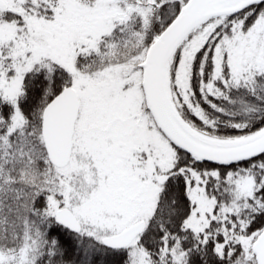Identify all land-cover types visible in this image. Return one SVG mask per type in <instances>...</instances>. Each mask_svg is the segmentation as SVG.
<instances>
[{"label": "snow or ice", "instance_id": "1", "mask_svg": "<svg viewBox=\"0 0 264 264\" xmlns=\"http://www.w3.org/2000/svg\"><path fill=\"white\" fill-rule=\"evenodd\" d=\"M0 264H264V0H0Z\"/></svg>", "mask_w": 264, "mask_h": 264}]
</instances>
